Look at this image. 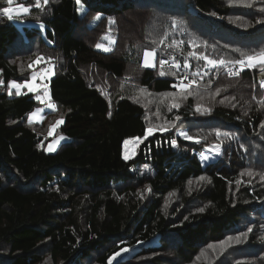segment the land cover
<instances>
[{
  "label": "trees",
  "instance_id": "1",
  "mask_svg": "<svg viewBox=\"0 0 264 264\" xmlns=\"http://www.w3.org/2000/svg\"><path fill=\"white\" fill-rule=\"evenodd\" d=\"M17 4L30 9L19 21L0 16V264H264L261 66L227 74L264 51V0H0V9ZM183 30L199 41L183 46L185 89L174 87L185 72L142 64L145 50L164 54ZM203 57L233 63L213 68ZM48 63L56 111L40 125L28 121L40 101L8 85ZM139 89L175 95L179 107H149ZM56 115L71 140L47 153ZM182 125L200 142L180 136ZM160 127L172 130L124 158L126 140ZM210 145L220 154L203 164Z\"/></svg>",
  "mask_w": 264,
  "mask_h": 264
},
{
  "label": "rangeland",
  "instance_id": "2",
  "mask_svg": "<svg viewBox=\"0 0 264 264\" xmlns=\"http://www.w3.org/2000/svg\"><path fill=\"white\" fill-rule=\"evenodd\" d=\"M24 7H26V6H24ZM262 9H264V5L259 10V12L261 13V16L264 15V11H262ZM81 10H83V7H80V11ZM260 20H262V19L260 18ZM262 24H264V23H262ZM178 25L179 24H174V27L176 28V27H178ZM259 27H261V26H259ZM179 35H180V39H177L176 43H182L184 48L186 46L187 49H193V48H195L196 44L199 43L197 38H195V37H191L190 38L188 36V32L186 30L181 31L179 33ZM194 36H196V35H194ZM103 46L107 47L109 49V45L105 44ZM225 63H228V62L225 61ZM187 64L189 65V67L187 69L191 68L190 63L188 61H187ZM208 67H211V66H208ZM55 74H56V66H55V64L54 63H48L45 68H43V69H41L39 71H34L31 74L30 78L27 80V81H31V78L33 76L36 77L35 81L33 82L34 83V87L36 88L35 92H28L27 88H22L21 89L22 94H34L35 98L37 96L40 97V100H39L40 102H39L38 106H36V108L30 113V114L35 113L36 115L33 116L31 118V120H30L29 119L30 114H29V116H28V121L29 122L41 125L42 122L45 120V118H46L48 113H54L56 111V107H54V108H49L48 107L49 103L53 104V102L51 101V94H50V90H49V81L51 80V78H53L55 76ZM259 75H260V73H258V76ZM199 79H200V81L204 79L202 74H199ZM10 82H16V83L23 84L25 81L21 82V81H18V80H12ZM194 83H196V85H198L197 81L194 82ZM45 84L47 85V88H48L47 95H45L44 88H43V85H45ZM8 91H9V88H8ZM11 93H12L11 95L15 94L16 93V89L12 88L11 89ZM138 93L139 94H138V96H136V99H138V101L139 100L143 101V103H145V104H148L149 107H153L154 106V108H155V107H159V106H162V105L165 106L164 104L161 103V102H165V103H168L170 105V107L172 108V105L176 104V101H177V96H175V95L158 97L155 94H151V93L145 91L144 89H139ZM41 101H43V102H41ZM138 103H141V102H138ZM151 105H153V106H151ZM172 109H174V108H172ZM200 109H201V107H200ZM58 121H62V123L58 124L57 123ZM63 123H64V120H63L62 116L61 115L60 116L56 115L54 117V120L50 123L48 129H47V127H45L46 128V129H44L45 132L51 138L48 141V143L43 146L45 152H47V153H55V152L58 151L59 147L63 143L68 142V141L71 140L70 137H68L66 135H63L61 133L60 134L57 133V129L61 125H63ZM168 126H170V125H168ZM160 128H167L168 129L167 131H171L172 130V127H160ZM153 129H157V128H153ZM186 129L187 128H185L182 125L181 127H178L176 129L177 130L176 132L177 133H180V132H185L186 133V131H185ZM154 132H156V131H154ZM149 136H151V135L146 134V136L144 138H131V139L126 140V141H128V143L127 144L124 143V157H125V153H127L128 159L133 158L136 155L137 150H138L139 146L141 145V143ZM61 137H63L64 139H60ZM49 145H52L55 150L54 151H49L48 150ZM219 154H220V146L219 145H210V146L205 147L204 150L199 153V157H200L202 163L206 164L209 161L215 160L219 156ZM205 157H207V158H205ZM231 244L233 246V245H237L238 243L235 240H233V242ZM227 246H225V247H227ZM135 248L136 247L126 248L127 251H124L125 250L124 249L119 255L116 256V258L113 260V263H116L118 260H120L122 258H126V257L130 256L134 252ZM246 251H250V250H246ZM244 263H245V260L239 262V264H244Z\"/></svg>",
  "mask_w": 264,
  "mask_h": 264
},
{
  "label": "snow or ice",
  "instance_id": "3",
  "mask_svg": "<svg viewBox=\"0 0 264 264\" xmlns=\"http://www.w3.org/2000/svg\"><path fill=\"white\" fill-rule=\"evenodd\" d=\"M12 3H13V0H7V4H8V5H11ZM43 3H44V4H47V3H48V0H43ZM77 3H80V0H77ZM35 5H36L37 8H39V7H40V0H35ZM249 6H251V5H249ZM16 11H17V14L19 15V14H21V13H28V12L30 11V9H29L28 7L20 6ZM262 11H264V9H262ZM12 13H13V9H12L11 7H4V8H2V9H0V15L6 16L9 20H12V19H13V15H12ZM257 23H264V20H258ZM96 47H97V48H103V50L106 51V52L109 51V49H108L107 47H104V46L101 45V44H97ZM150 57H153V58H154V57H155V53L152 52V51L145 50V52H144V59H143V65H144L145 67H153V60H150V59H149ZM203 59H205L206 64H207L208 66H211V67H213V68L216 67L217 64H219V65H225V61H224L223 59H221V60H219V61L214 60V59H208L207 57H203ZM37 63H39V59L37 60ZM228 63H233V62H228ZM160 64H161V66H163V65L165 64V61H164V60H160ZM234 64H238V65H240V68H239L237 71H233L232 68H229L228 71H229V73H230L231 75H237L239 71H243L245 68H249V69H251V68H255V67L257 66V64H259V65L261 66L260 70H261L262 72H264V51H261V52H259V53H254V54H252V55H248V56H247L246 58H244V59L236 60V61L234 62ZM30 67H31V65H30ZM176 67L179 68L180 65H179V64H176ZM184 67H185V68H188L189 65H188L187 63H185ZM208 70L210 71L211 69L209 68ZM160 75L163 76V75H165V73H164L163 71H161V72H160ZM173 75H175V73H173ZM187 78H188L187 75H185V76L183 77V79H187ZM35 79H36V77L33 76V77L31 78V81H27V80H26L23 84H21V83H16V82H10L9 85H8V88H9V93H8V94H9V95L12 94V93H11V89H12V88H15V89H16V93H15V94H16L17 96H20V95L22 94V92H21V89H22V88H27L28 92H35V91H36V88L34 87V83H33V82L35 81ZM0 84H3V81H2V80H0ZM176 86H177V85H174V87H176ZM262 86H264V82H262ZM43 88H44L45 95H47V91H48L47 85H46V84L43 85ZM189 95H191V93H189ZM36 99H37V100H40V97L37 96ZM41 102H43V101H41ZM48 107H49V108H54L55 105L49 103V104H48ZM177 107H179L177 104H173V105H172V108H177ZM169 110H171V109H169ZM197 111H198V112H202V114H203V113L206 112L207 110H206V109H205V110H201L200 107L197 106ZM35 115H36L35 113L30 114L29 119L31 120V118H32L33 116H35ZM175 119H176V120H179L180 117L177 116ZM57 123H58V124H59V123H62V121H58ZM173 126H174V125H173ZM262 126H264V125H262ZM167 130H168L167 128H157V129L149 128V129L147 130V134H148V135H152L154 131L164 132V131H167ZM178 134H179L180 136H182V137H183L184 139H186V140H189V141H193V140H195L196 143H199V142H200L198 139H196V138H194V137L188 135V134L185 133V132H180V133H178ZM219 135H220V133L217 132V136H219ZM224 135L227 136V135H229V134H228V133H224ZM60 139H64V138L61 137ZM127 143H128V141H125V144H127ZM171 145H172L173 147H176V146H177V141H176L175 139H173V140L171 141ZM48 150H49V151H54L55 149H54V147H53L52 145H49ZM210 150H211V149H210ZM124 158H125L126 160L128 159V155H127V153H125V157H124ZM205 158H207V157H205ZM145 167H147V165H145ZM249 174H251V173H249ZM199 179L203 180L204 177H200ZM238 183H239V182H238ZM199 211H203V209L201 208V209H199ZM250 232H252V228H251V227H249V228L247 229V232H245V233H241L240 236H243V237L246 239V238H247V234L250 233ZM240 236H238V237L236 238V242H237V243H241V242H242L241 239H240ZM228 239H232V238L229 237ZM262 239H264V237H262ZM124 251H127V249H125ZM117 255H119V253H118Z\"/></svg>",
  "mask_w": 264,
  "mask_h": 264
},
{
  "label": "built area",
  "instance_id": "4",
  "mask_svg": "<svg viewBox=\"0 0 264 264\" xmlns=\"http://www.w3.org/2000/svg\"><path fill=\"white\" fill-rule=\"evenodd\" d=\"M42 2V0H40V3ZM2 16V15H0ZM164 45V54H160L158 49H150L148 51H152L155 53V57H150V60H153V67H144L147 69H152L155 70L158 67H167V68H172V69H176L178 71H182L185 72V70H182L181 65H182V60H183V56H184V48L182 43H176V44H171L169 41H165L163 43ZM144 59V56H143ZM160 60H164L165 64L163 66H161L160 64ZM142 64H143V60H142ZM176 64H179L180 67L177 68ZM230 68L233 69V71H237L240 68V65L238 64H233ZM229 69V68H228ZM246 69V68H245ZM229 76L231 77H236L239 76L241 74L242 71H239L237 75H231L229 73V71L227 70ZM187 75V79H183V77ZM258 81L259 83L262 85V82H264V72H260V75L258 76ZM176 85L179 88L185 89L190 85V75L189 72H185L183 73L182 76L177 77L175 80Z\"/></svg>",
  "mask_w": 264,
  "mask_h": 264
},
{
  "label": "crops",
  "instance_id": "5",
  "mask_svg": "<svg viewBox=\"0 0 264 264\" xmlns=\"http://www.w3.org/2000/svg\"><path fill=\"white\" fill-rule=\"evenodd\" d=\"M20 6H25L24 4H17V5H13V6H10L12 9H13V20L16 22V21H19L18 20V17L22 16V15H25L27 13H21V14H17V9L20 7ZM27 7V6H26ZM12 20V21H13Z\"/></svg>",
  "mask_w": 264,
  "mask_h": 264
},
{
  "label": "clouds",
  "instance_id": "6",
  "mask_svg": "<svg viewBox=\"0 0 264 264\" xmlns=\"http://www.w3.org/2000/svg\"><path fill=\"white\" fill-rule=\"evenodd\" d=\"M147 50H150V49H147ZM143 56H144V55H143ZM243 59H244V58H243ZM142 60H143V59H142ZM233 64H234V63H233ZM233 64H232V65H233ZM232 65H231V66H232ZM231 66H230V67H231ZM230 67H229V68H230ZM246 69H249V68H246ZM227 70H228V69H227ZM244 70H245V69H244ZM244 70H243V71H244ZM260 72H261V70L258 71V73H260ZM241 73H242V72H241ZM227 74H228V72H227ZM228 76H229V74H228ZM230 77H231V76H230ZM236 77H237V76H236Z\"/></svg>",
  "mask_w": 264,
  "mask_h": 264
}]
</instances>
